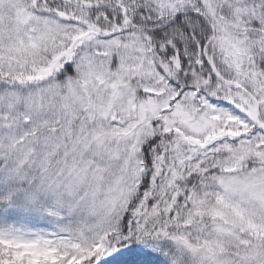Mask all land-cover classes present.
<instances>
[{
    "label": "snow or ice",
    "instance_id": "snow-or-ice-1",
    "mask_svg": "<svg viewBox=\"0 0 264 264\" xmlns=\"http://www.w3.org/2000/svg\"><path fill=\"white\" fill-rule=\"evenodd\" d=\"M0 264H264V0H0Z\"/></svg>",
    "mask_w": 264,
    "mask_h": 264
}]
</instances>
